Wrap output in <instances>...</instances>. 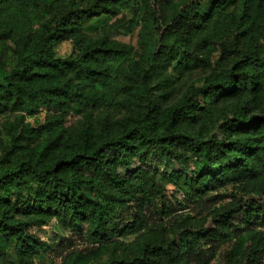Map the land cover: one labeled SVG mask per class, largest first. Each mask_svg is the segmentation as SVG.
<instances>
[{
    "label": "trees",
    "instance_id": "trees-1",
    "mask_svg": "<svg viewBox=\"0 0 264 264\" xmlns=\"http://www.w3.org/2000/svg\"><path fill=\"white\" fill-rule=\"evenodd\" d=\"M0 117V264H264V0H0Z\"/></svg>",
    "mask_w": 264,
    "mask_h": 264
},
{
    "label": "rangeland",
    "instance_id": "rangeland-1",
    "mask_svg": "<svg viewBox=\"0 0 264 264\" xmlns=\"http://www.w3.org/2000/svg\"><path fill=\"white\" fill-rule=\"evenodd\" d=\"M129 17H130V14L128 13V11L123 10L118 15H116L115 17H110L108 19H102V21H100V22L91 23L90 27L87 29V31L90 33H94L96 31H98V29L100 28V25L104 21H106V23L108 22L109 24L114 25V27L110 31V36L112 38H115V39H118V40H121V41H124L127 43H131L135 46L136 40H137L138 26H136L132 29L129 28L128 22H127V19ZM56 51H57L58 55H67L71 51L70 42L64 41V42L60 43L56 47ZM48 111L49 110L42 108L36 114L35 119L29 117L28 120L32 124H35L37 121L40 122L43 120L45 114ZM76 118H77V116H68L66 118V121H65L66 125L73 123ZM1 119L2 118L0 117V121H1ZM147 161L150 164L156 165L161 170L180 168L178 163L167 162L165 159H163V158L159 159L158 157H156L153 154H150ZM134 166L135 165L131 166L130 169H132ZM230 192H231V189H226V190L222 189V191L220 192L221 200H223V201L230 200V196H229ZM166 194L170 200H173L174 197L181 198V195L178 194L177 191H175V189H173V187L170 185H168L166 188ZM236 218L240 219V215H237ZM207 226H212V222L208 221ZM32 232H34L36 235H38L42 240L46 241L49 246L55 245L56 243H58L62 239L72 237L69 230L62 228L54 220L51 221L50 223L46 224V225L41 226V227L33 228ZM72 238H73V240H76V239H74V237H72ZM76 243H78V242L76 241ZM44 255H46V252L43 250V251H41V256H44ZM6 259L8 261L12 260L11 249H9V251L6 253ZM212 264H222V262L217 259Z\"/></svg>",
    "mask_w": 264,
    "mask_h": 264
}]
</instances>
